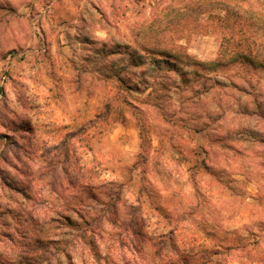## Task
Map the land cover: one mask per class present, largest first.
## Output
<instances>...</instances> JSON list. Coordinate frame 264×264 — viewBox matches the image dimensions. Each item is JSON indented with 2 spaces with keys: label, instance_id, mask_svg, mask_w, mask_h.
Instances as JSON below:
<instances>
[{
  "label": "rangeland",
  "instance_id": "1",
  "mask_svg": "<svg viewBox=\"0 0 264 264\" xmlns=\"http://www.w3.org/2000/svg\"><path fill=\"white\" fill-rule=\"evenodd\" d=\"M96 214L112 264H264V0H0V264H95L36 239Z\"/></svg>",
  "mask_w": 264,
  "mask_h": 264
},
{
  "label": "trees",
  "instance_id": "2",
  "mask_svg": "<svg viewBox=\"0 0 264 264\" xmlns=\"http://www.w3.org/2000/svg\"><path fill=\"white\" fill-rule=\"evenodd\" d=\"M100 216L98 217V214L93 215L92 217H86V216H79L78 220H73L72 218H69V216H64L63 218V228H65V231H63L62 240H57L55 238H44L39 237L36 239L37 243L39 244V248L43 246L44 244H48L52 246L54 250V254L63 253L64 255H68V247L70 242H75L76 240L79 243L85 244L87 246H90L92 249L91 259L95 261L94 263L97 264L103 260L104 264H112L111 257L108 255L101 256L100 252L96 249V229H98L100 226ZM134 221L131 222L133 224ZM163 238V239H162ZM159 239V242L157 243L158 249L153 253L154 256H160L162 255L164 247L168 244L173 245L172 238L169 240L166 239V237H162ZM61 247V248H60ZM53 254V255H54ZM165 257H167L165 255ZM55 258V255L53 256ZM22 264H27V261L25 259H22ZM33 261V260H29ZM168 264H195L192 261H184L182 259L176 260L172 259Z\"/></svg>",
  "mask_w": 264,
  "mask_h": 264
}]
</instances>
